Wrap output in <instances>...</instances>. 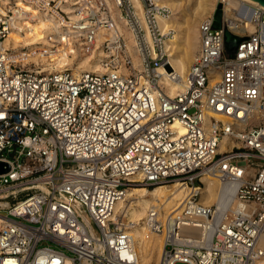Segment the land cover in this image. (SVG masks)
<instances>
[{
    "label": "built area",
    "instance_id": "1",
    "mask_svg": "<svg viewBox=\"0 0 264 264\" xmlns=\"http://www.w3.org/2000/svg\"><path fill=\"white\" fill-rule=\"evenodd\" d=\"M223 1L221 28L214 12L200 22L182 90L169 96L158 69L179 78L159 0H138L144 26L130 0H0V264H137L132 223L115 205L136 186L173 185L188 191L180 209L146 218L163 237L157 264H264V9L227 11L250 20L248 33L230 29ZM42 17L60 30L46 38V68L3 47ZM225 30L242 40L233 54ZM62 54L70 62L58 65ZM205 177L236 185L239 208L201 204Z\"/></svg>",
    "mask_w": 264,
    "mask_h": 264
},
{
    "label": "bare ground",
    "instance_id": "2",
    "mask_svg": "<svg viewBox=\"0 0 264 264\" xmlns=\"http://www.w3.org/2000/svg\"><path fill=\"white\" fill-rule=\"evenodd\" d=\"M131 4L135 8L139 15V23L144 26V21L140 15L141 6L138 0H130ZM209 0H203V4L200 2L193 10V13L189 15V22L185 20L186 24L179 23L171 13L178 9L181 4L177 0H159V4L169 11V16L165 18L158 17L157 28L161 34H168L169 37L163 39L162 50L167 55V60L170 64L171 70L175 77L179 78L178 81L169 80L167 72L162 68L158 69L159 84L165 86V91L169 96H174L176 93L182 90V83L184 80L185 72L188 66L191 64L194 57V52L198 46V25L194 26L195 20L198 18L205 19L211 15L216 8L217 0H212L211 3H207ZM240 2L259 6L264 9L258 3L250 0H224L223 10L224 18H227L228 26L230 29H245L248 33L254 31V26L250 23V20H236L231 13H227L228 10L236 8ZM114 20L121 33L126 38V46L130 51L134 59L135 66L139 65L138 59L135 55L134 40L131 32L126 26L125 19L121 16L119 10L114 6ZM173 17V18H172ZM34 24H28L30 31L21 36L17 32H11L6 41L3 43L4 48L12 47L14 49H27L31 51V56L27 57L26 53L24 59L27 60L26 64L39 65L40 63L47 62L48 50L52 43L48 42L46 38L54 39L52 35L59 34L60 30L57 23L48 17L39 18ZM203 20H200L201 22ZM193 22V24H192ZM58 59V65H64L70 62L67 56L60 55ZM52 58V57H51ZM81 66H86L85 69L93 72H103L98 63H94L90 66L87 63V59H84ZM81 67H77V71ZM217 117V116H216ZM220 118V117H217ZM224 120V119H223ZM208 123V120H207ZM232 144H229V147ZM226 148L225 144H220L219 150ZM204 186L200 191V203L204 206H215L216 212L221 213L226 208H230L235 211L239 208V203L234 198L236 185L227 184L221 185L216 179L203 178ZM188 196V191L185 188L177 185L173 186H156L151 189L145 188H132L127 190L125 196L117 202L114 208V212H121L132 223L129 230V236L132 242L133 249L136 254L137 264H149L152 260L154 264H157L159 255L163 249V237L159 234L150 233L146 227V218L148 212L151 209H155L158 213V219H162L164 216L180 209L182 200ZM198 233V232H196Z\"/></svg>",
    "mask_w": 264,
    "mask_h": 264
},
{
    "label": "rangeland",
    "instance_id": "3",
    "mask_svg": "<svg viewBox=\"0 0 264 264\" xmlns=\"http://www.w3.org/2000/svg\"><path fill=\"white\" fill-rule=\"evenodd\" d=\"M179 1L181 4L179 5L178 9H176L175 11H173L171 13V15H173V17L181 24H186L187 22H189V15L193 13V10L195 9V7L198 5V3H202L203 4V0H177ZM219 1L220 0H217L216 2V7L217 5L219 4ZM212 0H209V2L207 3H211ZM224 5V4H223ZM216 9V8H215ZM122 16V15H121ZM123 17V16H122ZM172 17V18H173ZM185 20H188L187 22ZM200 20H203L201 18H198L195 20V23H194V26L197 27L198 24H200ZM193 24V22H192ZM247 31V30H246ZM249 32V31H248ZM198 47V46H197ZM26 50V55L27 57L31 56L32 52L31 51H28L27 49ZM197 51V50H196ZM196 51L194 53H196ZM47 59V58H46ZM27 62L26 59L23 60V63L25 64ZM47 64L48 63H40V65L43 66V68H46L47 67ZM39 65V66H40ZM77 65H80L79 62H77ZM31 67V66H30ZM34 67V66H32ZM134 188H145L143 186H136ZM145 189H148V188H145ZM200 200V198H199ZM200 202V201H199ZM214 206V205H213ZM149 264H154L153 260L149 263Z\"/></svg>",
    "mask_w": 264,
    "mask_h": 264
},
{
    "label": "water",
    "instance_id": "4",
    "mask_svg": "<svg viewBox=\"0 0 264 264\" xmlns=\"http://www.w3.org/2000/svg\"><path fill=\"white\" fill-rule=\"evenodd\" d=\"M254 1L255 3L260 4L264 7V0H250ZM213 28L214 29H220L222 24V6L221 4H218L213 15ZM242 40L240 38H237L233 35H231L227 30L224 31V49L228 54H233L235 49L237 48L238 44ZM6 170H3V164H0V173H4Z\"/></svg>",
    "mask_w": 264,
    "mask_h": 264
}]
</instances>
